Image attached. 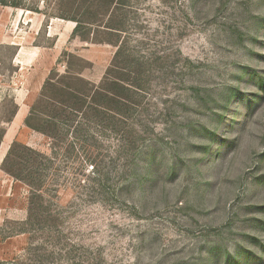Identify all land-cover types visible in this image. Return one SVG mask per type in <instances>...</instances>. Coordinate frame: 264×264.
I'll use <instances>...</instances> for the list:
<instances>
[{
  "label": "rangeland",
  "instance_id": "1",
  "mask_svg": "<svg viewBox=\"0 0 264 264\" xmlns=\"http://www.w3.org/2000/svg\"><path fill=\"white\" fill-rule=\"evenodd\" d=\"M5 135L0 264H264V0H0Z\"/></svg>",
  "mask_w": 264,
  "mask_h": 264
},
{
  "label": "trees",
  "instance_id": "2",
  "mask_svg": "<svg viewBox=\"0 0 264 264\" xmlns=\"http://www.w3.org/2000/svg\"><path fill=\"white\" fill-rule=\"evenodd\" d=\"M1 2H2V1H1ZM4 4H5V3H4ZM13 5H14V4H13ZM15 6H17V5H15ZM73 21H75V22L77 23L76 26H75V28H74V30H73V35H74V34H76V33L79 31V29L81 28V26H82V21H80V20H78V19H73ZM107 28H108V29H113V30H122V29H120V28L111 27V26H107ZM118 53H119V51H118ZM51 74H52V72H51ZM51 74H50V75H51ZM105 78H106V76H105ZM49 80H50V78H49L48 80H46L43 89H45L46 86L49 84ZM112 85H113L114 87H121V88H123L124 90H125V89H126V90H131L129 86L124 85V84H121L119 81H114V82L112 83ZM108 94L110 95V98H111L113 101H117V97H118V96L121 97V95H118V94L115 93L114 91H109ZM118 100H119V99H118ZM96 104H97V106H100L99 103H95V105H96ZM109 110L114 111V109H112V108H109ZM115 112H116V110H115ZM118 113H120V112H118ZM33 128H35V127H33ZM1 141H2V138H0V143H1ZM18 147H21V148H23V149L28 150V151L31 152L32 154L38 156V158L40 157V158L43 159V160H44V159H48V156H49L48 154H46V153H44V152L36 151V150H34L33 148L27 147V146H25V145H23V144H21V143H19V142H14V143L12 144L10 150H9V153H8L6 159H5V163L11 158L12 155H14V153H15V155H16V149H17ZM29 167L32 168V169H34V168H38V167H36V165H34V164H30V163H29ZM7 170H8V169H7ZM9 172H10V171H9ZM33 172H36V171H33ZM10 173H11V172H10ZM11 174H12L13 176L17 177L18 179H23V180H24V178H25V177H22V176L19 175V174H15V173H13V172H12ZM25 181H26L29 185L33 186V183H32L30 180H27V179L25 178ZM39 190H41V188H40Z\"/></svg>",
  "mask_w": 264,
  "mask_h": 264
},
{
  "label": "crops",
  "instance_id": "3",
  "mask_svg": "<svg viewBox=\"0 0 264 264\" xmlns=\"http://www.w3.org/2000/svg\"><path fill=\"white\" fill-rule=\"evenodd\" d=\"M9 139H10V135H8L7 139H6V135H5V137L1 141V144H0V151L1 152H4L5 151V149H6L5 148V143H8Z\"/></svg>",
  "mask_w": 264,
  "mask_h": 264
}]
</instances>
